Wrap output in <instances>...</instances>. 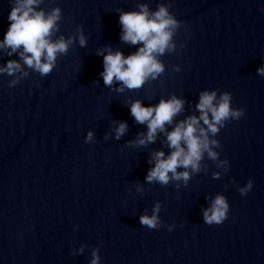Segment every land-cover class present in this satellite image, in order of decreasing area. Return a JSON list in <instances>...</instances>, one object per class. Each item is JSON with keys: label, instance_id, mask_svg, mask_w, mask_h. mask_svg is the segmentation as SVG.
<instances>
[{"label": "water", "instance_id": "water-1", "mask_svg": "<svg viewBox=\"0 0 264 264\" xmlns=\"http://www.w3.org/2000/svg\"><path fill=\"white\" fill-rule=\"evenodd\" d=\"M141 3L151 11L170 4L181 22L176 50L159 57L165 71L158 78L121 93L116 83L104 85L96 53L105 46L136 51L139 45L120 40L117 9ZM56 6L62 19L53 38L81 26L86 46L74 43L44 77L25 69L29 75L9 88L13 77L0 75V264H88L97 246L101 264H264V77L256 74L264 63V0H43L40 8ZM9 11L10 0H0V40ZM7 51L0 50V66L19 59ZM213 89L230 92L232 106L244 109L215 137L228 170L205 156L186 184L146 183L151 154L170 149L160 133L154 143H129L147 129L128 106L175 95L185 104L174 125L198 116L199 93ZM120 121L127 130L116 140ZM88 130L94 140L85 144ZM248 179L253 187L242 197L237 187ZM217 193L229 212L221 224L207 225L201 209ZM157 201L162 226H141L139 216ZM170 224L171 232L163 226ZM80 244L88 247L72 255Z\"/></svg>", "mask_w": 264, "mask_h": 264}, {"label": "clouds", "instance_id": "clouds-1", "mask_svg": "<svg viewBox=\"0 0 264 264\" xmlns=\"http://www.w3.org/2000/svg\"><path fill=\"white\" fill-rule=\"evenodd\" d=\"M43 0H10V11L7 16L8 27L0 40V50L7 51L8 56L14 53L18 60H7L0 66V75L13 77L8 87H14L23 77L29 75L25 69H31L40 77L48 75L56 67L59 56L66 54L74 43L85 47L87 40L81 26H77L75 35L65 37L60 35L53 38L59 31V22L62 19V10L59 6L53 7L49 12L40 8ZM138 10L122 11L117 9L120 26V40L129 45H139L134 53L125 55L119 49L112 50L105 46L97 50V55L103 57V71L99 73L106 87L111 88L114 83L117 92L125 89H140L148 79H156L165 71L163 62L159 59L166 52L176 50L174 36L181 27V22L170 12V4L160 3L155 11H151L147 4H138ZM259 11L264 12V8ZM181 43L180 48L183 49ZM22 62V63H21ZM23 65V67H22ZM179 65L173 66V71L179 72ZM19 74V75H17ZM258 76L264 77V63L256 69ZM185 100L175 95L167 99L161 98L155 105H147L139 100L133 101L129 106V114L138 124L146 126V133L139 134L134 142L138 145L154 143L157 134H163L170 151L163 150L151 154L144 180L146 183L167 185L170 180L184 181L185 184L193 173L201 169V162L208 159L217 162L218 168L225 171L229 168L227 159H219L220 142L215 138L226 122L239 120L244 115L243 108L232 106L230 92L217 93L216 90H203L199 93L195 105L199 115H190L173 125L174 118L183 111ZM171 126V130L166 129ZM127 130V123L120 121L113 129L114 138L119 140ZM107 138V137H106ZM94 133L86 132L84 143H92ZM177 168L184 171L177 172ZM214 179L219 173L213 174ZM253 181L248 179L237 191L244 197L252 189ZM137 188V191H140ZM206 199H208L206 197ZM229 203L222 193H217L208 206L201 209L202 220L207 225H219L229 212ZM161 204L157 201L151 212L147 210L139 216V224L148 229H158L162 226L159 213ZM183 223V222H181ZM169 232L176 227L175 224L163 225ZM79 226L74 225L76 230ZM86 247L80 244L72 251V255L83 254ZM99 247L90 249L88 264H101Z\"/></svg>", "mask_w": 264, "mask_h": 264}]
</instances>
